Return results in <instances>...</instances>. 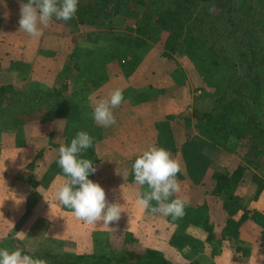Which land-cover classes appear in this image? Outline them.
Instances as JSON below:
<instances>
[{
	"label": "rangeland",
	"instance_id": "rangeland-1",
	"mask_svg": "<svg viewBox=\"0 0 264 264\" xmlns=\"http://www.w3.org/2000/svg\"><path fill=\"white\" fill-rule=\"evenodd\" d=\"M22 5L23 3L14 0H0V57L2 56L6 62L18 64L17 69L6 68L0 72V86L12 85L18 91L31 87L59 90L62 86H66L67 94H72L83 108L81 121L71 125L63 120L57 124L54 120L53 136L60 135L58 139L67 137L71 140L78 131H86L95 144L101 143L109 147L114 141L106 140L102 134L108 132L110 127H103L93 121L92 100L106 97L109 91L116 88L123 92L122 103H127L123 105L121 103L113 109L115 113L123 111V108L129 110V107L133 111L142 102L146 104L147 100L152 98L159 100L167 95L177 97L179 101L174 105L156 108L158 113L161 112V117L158 114L155 119L161 118V122L152 125L147 117L145 122L148 123L144 124V130H142V119L138 122L139 127L135 125L137 130L134 132L138 134L132 136L131 140L125 138V142L123 141V148L124 150L127 148L129 155H125L123 151L122 155L129 162L120 163L119 166L113 163L114 153L110 147L108 151L94 148V158L84 153L85 158L92 160L93 166L97 169L89 179L94 178V182L105 190L106 199L110 202L112 191H115L114 198L124 197V200H117L121 202L120 219L111 222L108 227L102 222L87 224L77 217L73 222L69 220V223L54 222L52 219L40 221L38 214L42 210L47 213L50 202L36 201L37 193H33L30 201L29 190H34V187L41 184L56 195L61 183L56 180V169L53 166L58 159L60 144L55 142L52 135L46 139L44 136H38L41 139L34 143H42L44 146L38 150L39 153L35 154V158L28 159L21 167L12 163L13 166L9 168L17 177L13 181H18L21 185L25 184L28 190L21 196L0 195V247L10 250L20 249L22 253L36 252L34 257L37 258V255L45 252L59 257L119 253L127 246L132 251L138 248L160 252L167 258H172L173 264H264V240L251 246L255 238L249 243L239 237L235 238L236 236L226 231L222 219V215L239 219L244 209L250 212L257 211L250 219H253L255 229L260 227L256 222L260 216H264V187L259 197L253 200L258 185L254 182L253 176L264 182V155L253 154L252 165L245 164L244 146L229 140L225 148H221L210 136L196 130L198 117L212 111L217 98L224 91L219 74L208 72L210 67L206 63L200 67L197 63L198 57L195 55L189 56L185 53L170 55L161 48L160 41H150L148 48L137 57L139 60L136 67L131 70V66L135 63L134 57L121 55L114 48L118 41H124L131 36L129 29L133 27L132 19L117 17L106 21L101 29L85 26L73 29L51 21L43 28V36L32 39L26 33L19 31L18 20ZM75 51H79L77 54L81 56V61L84 60V52L91 53L86 62L82 61L77 68L73 66L71 60V55L76 53ZM96 53L98 57H103L98 60V65L93 60L97 57ZM177 90H180L179 96L174 93ZM152 109L155 112L154 107ZM122 113L125 116L133 114L127 111ZM113 115L119 114L113 113ZM48 123L52 122H31L15 131L7 128L1 130L0 147H10L16 150L18 156L30 153L31 149H37L36 145L26 142L32 136L37 137L41 133L44 135V132L49 131L38 129L39 126ZM158 123L160 125H157ZM47 127L50 125L45 126ZM118 128V125L114 128L117 133ZM151 130L154 144L158 146L161 141L163 146L166 143L165 149L179 164L180 171L176 179L180 183L181 191L172 198H186L187 205L184 215L175 219L144 210L141 227L133 225L134 232L129 233L124 231V220L132 209L131 201H135L136 193L142 191L140 186L134 183L131 165L136 156L130 154L134 151L130 146L135 143L136 136L141 139V132L147 134ZM33 155L31 153L29 157ZM233 162L245 165L244 176L237 187L230 190L235 198L231 200L229 194L223 192L216 198L217 201L222 202H218L217 206L208 195L201 194L202 185L212 188L210 179L207 182H203L202 179L208 171L231 172ZM9 181V174L0 176V191H3V187L7 186ZM113 184H115L114 189ZM126 189L131 192L124 193ZM14 192L16 191L13 190ZM197 197L199 201H196ZM223 203L230 207L226 210L220 209L223 211L220 216L217 207ZM208 209L214 231L217 233L224 231L225 237L231 240L224 238L221 240L220 237L207 240L204 221L209 217ZM18 218L20 219L17 220ZM53 222L51 227L47 226L50 225L48 223ZM24 225L31 226L32 236L26 234L24 238L19 235L23 233L20 230ZM77 228L78 234H76ZM23 238L24 240L19 241ZM78 241L80 244L76 245ZM66 242L68 244L64 245ZM239 247L245 248L250 255L241 258L238 256L239 259L234 260L235 250Z\"/></svg>",
	"mask_w": 264,
	"mask_h": 264
},
{
	"label": "trees",
	"instance_id": "trees-1",
	"mask_svg": "<svg viewBox=\"0 0 264 264\" xmlns=\"http://www.w3.org/2000/svg\"><path fill=\"white\" fill-rule=\"evenodd\" d=\"M117 17L133 20V27L129 29L131 36L118 41L114 48L121 55L134 57L131 70L150 41H160L161 48L170 55H195L200 67L206 63L210 67L208 72L219 74L224 88L212 111L198 117L196 130L210 136L221 148H225L229 140L244 146L245 164L252 165L253 154L264 155V0H79L74 18L53 21L73 29L79 26L101 29L106 21ZM75 52L71 60L77 68L91 53L84 52L81 61L79 51ZM96 56L93 60L98 65L102 56L98 57L97 53ZM17 66V63L8 64L0 59V72L6 68L17 69ZM67 91L66 86L59 90L31 87L20 91L12 85L0 86V132L6 128L15 131L31 122L45 123L57 119L71 125L78 124L83 108ZM69 142L70 139L63 137L61 145ZM165 146L167 144L162 146L161 141L158 144V147ZM94 148L93 143L86 152L91 158L95 155ZM53 166L55 171H61L57 162ZM231 168V172L224 173L208 171L202 179L203 182L211 180L212 188L202 185V190L217 206L219 201L216 198L223 192L228 193L231 200L235 198L230 190L237 187L246 170L239 162H233ZM253 180L258 184L253 197L256 200L264 182L256 176ZM229 207L223 203L218 208L226 210ZM252 214L244 209L239 219L230 216L224 219L226 231L235 238L247 240V243L255 238L251 246L264 240V216L259 217L256 223L260 227L255 229L256 225L250 219ZM204 224L208 241L216 237L231 240L225 237L224 231L222 235L215 232L209 218ZM239 248L235 250L238 256L248 253L245 248ZM35 253L24 254L34 256ZM37 258L44 259L47 264H173L160 252L149 249L130 251L124 248L119 253L74 257L45 252Z\"/></svg>",
	"mask_w": 264,
	"mask_h": 264
},
{
	"label": "clouds",
	"instance_id": "clouds-1",
	"mask_svg": "<svg viewBox=\"0 0 264 264\" xmlns=\"http://www.w3.org/2000/svg\"><path fill=\"white\" fill-rule=\"evenodd\" d=\"M79 0H26L20 7L19 31L32 39L43 36V28L53 19L68 21L75 17ZM124 100L121 89L108 92L106 97L93 98V121L103 127L116 124L113 109ZM93 138L86 131H78L69 143L58 148L57 164L61 168L64 181L56 193L60 204L71 209L74 216L87 224L102 222L105 226L118 221L121 206L106 199L105 190L89 179L97 169L93 161L85 158L84 153L93 146ZM131 171L134 183L142 191L136 193V204L153 214L159 213L173 219L182 217L187 199L172 198L180 193L177 161L163 147L149 144L136 156ZM155 202V205H153ZM0 264H47L44 259L24 254L20 249L10 250L0 247Z\"/></svg>",
	"mask_w": 264,
	"mask_h": 264
},
{
	"label": "crops",
	"instance_id": "crops-1",
	"mask_svg": "<svg viewBox=\"0 0 264 264\" xmlns=\"http://www.w3.org/2000/svg\"><path fill=\"white\" fill-rule=\"evenodd\" d=\"M0 59L1 60H5L2 56L0 57ZM8 62H6V63H8ZM174 93L179 96L180 95V90H177ZM147 101H148V103L144 104L142 102V104L138 105L137 108L134 109L133 111L131 110V107L128 108L129 110L123 108V111L133 112V114H128V116L123 115V113H122L123 111H121L119 113L118 112L115 113V111H113L114 114H119L118 116L114 115V117L116 119V124L110 126L109 131L108 132H103V134H102L103 137L106 140L114 141V143L109 145V147L111 148L112 152L114 153L112 161L117 166H119L120 163L129 162L128 160L125 159V157L123 158V155H122V151L124 152L125 155H127V156L129 155V153H127V150H126L127 148L124 150L123 143L125 142V138H126V140H128V139L131 140L132 136H135L136 134H138V133H135L134 131L137 130L135 125H137V127H139V123L138 122L140 121V119H142V130H144V127H143L144 124L148 123V122H145V121H147V117L149 118L148 121L151 122L152 125H154L155 122H158V121L161 122V118H159L158 120L155 119L158 114H160V117H161V112L158 113L156 108L157 107L158 108H160V107L162 108L164 106H170V104L174 105L175 103H178L179 99L177 97L173 98L172 96L167 95L166 97H161V99H159V100H157V99L151 100L150 99V100H147ZM182 101H184V100H182ZM125 103H127V102H125ZM125 103H122L121 105H123ZM152 107H154V111L155 112L152 111L153 110ZM151 112H153V113H151ZM156 112H157V114H156ZM59 121L61 122L62 120H56V123L59 124L58 123ZM135 121H136V123H135ZM54 124L55 123L52 122L50 124L48 123V124H44L42 126H39L38 129H40L42 131H43V129L49 130V131H47L48 133L44 132V135H43V133H41V134L37 135V137L32 136V137H30L28 139L26 144L34 143L36 141H39L41 139V137L38 138V136H42V137L44 136L45 139H46V138L51 137V135H52V137L55 138V142H57L58 145L59 144L61 145L63 143V137H60V139H58V137L60 135L57 136V137L53 136L54 128L52 126ZM49 125H50V127L45 128V126H49ZM117 125L119 126V128L117 130L118 133L115 132V130H114V128ZM157 125H160V124L158 123ZM51 128H53V129H51ZM56 130H59V128H56ZM141 133H142L141 139L136 136V139L134 140L135 143L130 146L134 150L130 154H134L135 156L139 155L144 149L147 148V146L149 144L155 145L154 142H153V132H152V130L149 131V133H147V134L144 133V131L141 132ZM148 141H149V143H148ZM24 145H25V143L23 144V146ZM35 145H36L37 149H35V148L31 149L30 153H26V154H23L21 156H18L16 154V150H12V149H10V147H2V148L0 147V176H3V175L4 176H8V174H9V180H10L8 182L7 186L3 187V191H0V195H3V196L10 195L11 197H15L14 195L21 196L22 193H27L26 190H28V188L26 187L25 184L21 185L18 181H13L17 177L15 176L13 171L11 169H9V168H11V166H13L12 163H14L15 166L19 165L21 167L28 159L35 158V154L38 152L39 149H41L44 146V144L40 143V144H35ZM109 147H107L106 145L101 144V143L95 144V148H97L100 151H105V150L108 151V150H110ZM31 153H33L34 155L32 157H29V155H31ZM13 159H14V161H13ZM55 176H56V180L58 182L63 183L64 176H63L62 170L58 171V172L56 171L55 172ZM93 181H95L94 178H93ZM38 186L41 187L42 185L39 184L36 187H38ZM0 187H1V185H0ZM36 187H34V190H29V191H31V192H29V200H30V198L31 199L33 198V193H37L38 198L36 199V201H39V200L43 201L44 200V201L50 202L49 205H48V207L50 208L48 210V212L44 213L45 210H42L41 213L38 214V216L40 218V221L45 220V219H46V221H47V219H52V220H54V222L57 221L59 223H62L63 221L68 222L69 220H72V222H73L74 220H76L72 210L68 209V208H66V207H64V206H62L60 204L59 200L56 197L57 195H54L53 193L49 192L45 188V186H42L41 188L38 187L39 190L36 189ZM6 188L8 190L5 191ZM112 188L113 189L115 188V184H113ZM201 188H203V187H201ZM13 190H15L16 192L13 193ZM126 192H131V190L126 189L124 191V193H126ZM128 194H130V193H128ZM201 194L204 195L203 190H202ZM114 196H115V191H112V196H111V199H110L111 203L120 204L121 202H119L117 200H120V201L124 200V197H119V198L115 197L114 198ZM201 196H199V197H201ZM196 201H199L198 197H197ZM131 203L133 204L132 209L130 210L129 214L127 215V217L124 220V223H125L124 224V226H125L124 227V231H128L129 233L130 232H134L133 231L134 230L133 225H140V227H141L142 211H144L136 204V200L135 201H131ZM220 203H222V202L220 201ZM199 207H200V205H199ZM205 207H207V206H205ZM210 207H212V206L210 205ZM218 210H219V208H218ZM219 212H220V216H221L223 211L219 210ZM255 213H257V211L253 212V214H255ZM209 214H210V210L208 211V216H209ZM20 218H18L17 220H19ZM208 218H209L210 222L211 221L213 222V220H211V216H209ZM222 219H223V222H224L225 215H222ZM234 220H236V219H234ZM138 221H139V224H137ZM54 222L53 223H48L50 225H47V224L46 225L48 227H51L54 224ZM15 224H16V222H15ZM47 226H43V227H47ZM72 226H73V223H72ZM213 226H214V224H213ZM58 227H59V225H58ZM23 229H25V230H23ZM20 231H23V233H20L19 235L23 236L24 238H25L26 234H28L30 236H32V234H33V229H31V226L24 225L21 228ZM222 232H220L221 235H222ZM78 233L79 232H78V228H77V233L76 234H78ZM72 234H74L73 231H72ZM76 236H78V235H76ZM24 238L19 240V241L24 240ZM69 239H70V237L68 238V240ZM0 241H1V239H0ZM66 244H68V243L67 242L64 243V245H66ZM77 244L78 245L80 244L79 241L76 243V245ZM75 248H77V247L75 246ZM90 248H92V247H90ZM124 248H126L127 250H130L129 248H127V246L124 247ZM137 250H140V249L137 248ZM234 254L235 255L233 256L234 257L233 259L234 260H238L239 257L237 255V253H234ZM248 255H250L249 251H248L247 255L240 254V258L244 257V256L247 257ZM164 257L167 258V256H164ZM167 259H169L172 262V258H167ZM172 263H174V262H172Z\"/></svg>",
	"mask_w": 264,
	"mask_h": 264
}]
</instances>
